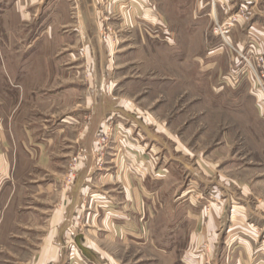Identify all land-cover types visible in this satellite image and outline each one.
<instances>
[{
	"label": "rangeland",
	"instance_id": "1",
	"mask_svg": "<svg viewBox=\"0 0 264 264\" xmlns=\"http://www.w3.org/2000/svg\"><path fill=\"white\" fill-rule=\"evenodd\" d=\"M261 55L264 0H0V125L20 135L0 264H42L52 244L20 218L39 198L26 182L68 193L84 165L112 202L85 195L109 219L87 237L99 264H264ZM71 239L61 263H86Z\"/></svg>",
	"mask_w": 264,
	"mask_h": 264
},
{
	"label": "crops",
	"instance_id": "2",
	"mask_svg": "<svg viewBox=\"0 0 264 264\" xmlns=\"http://www.w3.org/2000/svg\"><path fill=\"white\" fill-rule=\"evenodd\" d=\"M50 3H48L46 6L49 7ZM84 27V25L82 26ZM29 71V68L22 64L19 69H10L8 62L4 65V70H1L3 73L2 75L4 78H25ZM101 121H98L100 124ZM25 129V130H24ZM22 134H27L26 127L22 128ZM15 137V138H14ZM17 139V140H16ZM28 139V138H27ZM20 140V135L18 133L15 134V136L11 137V132L4 131V128L2 125H0V216L1 220L6 224L8 220L14 221L12 217L9 219L10 216H13L14 211H11L13 204H12V196L14 194V191L17 189L18 181L15 177V174H18L17 167L13 165L12 162V155L15 151V142ZM30 141V140H29ZM20 142V141H19ZM17 144V143H16ZM34 151L37 153V156L43 157L45 156L44 149L42 145H35L33 146ZM48 173L50 170H55L54 167H46ZM21 169V168H19ZM95 167H89L85 166L82 168L80 173L77 176V182L75 185H73L72 189L68 193H63L61 191L60 183L58 182L60 179L58 178V181H52L51 183L47 184H41L37 182L28 181L25 184V187H21L25 189L24 191L30 190V187H35V193L39 198H34L36 201H32L29 203L27 201L26 206L23 209L20 210L21 216L20 218L25 215L24 218L27 217V220L32 222L34 221L36 224V227L40 224L43 228L42 233H36L31 234L36 237H45V238H51L53 240L52 244H50L49 248L46 250V257H43L41 260L42 264H50L51 262L53 264H62L60 259L62 260L65 252V248H67V244L70 242L68 239H71L72 241V250L70 253V258L74 255L81 256L80 252L84 256L86 263H84L79 257V261L83 264H99L100 257L99 252L96 249H93L88 243H87V237H91V232H94V237L98 236L103 232V229L101 227H107L106 224L109 223V219L102 216L100 212H98V209L102 210L103 208L109 209V204H111V200L108 196H105L100 194V192L94 188L93 185H90V178L93 175ZM13 192L12 194H10ZM96 194V199L99 205L96 208L97 212L92 216V213H89L91 210L89 208H86V202L87 199L85 198L86 194ZM135 192V191H134ZM132 193V196H127L126 198L129 199L131 202L130 206L135 209V193ZM44 195H47L48 198L45 200L43 197ZM40 198L41 202H40ZM113 198V197H112ZM57 199V201H56ZM50 201V202H49ZM54 201H56V205L53 207L51 205L45 206L44 204L51 203L54 204ZM21 202V201H20ZM22 203V202H21ZM127 204V203H125ZM91 206L93 203L90 204ZM129 206V205H127ZM122 208V207H121ZM127 207L125 206L122 208L121 211H116V217H122L124 218L127 215L124 212V209ZM111 214V213H110ZM109 214V215H110ZM106 216V214H103ZM21 218V219H22ZM83 219L84 225L87 223L86 226H88V229L83 230V228L80 227L79 220ZM134 218V217H133ZM123 221V219L121 220ZM111 222V221H110ZM133 222V221H132ZM3 223V225H4ZM106 223V224H105ZM112 225H115L118 229L117 223L113 222ZM134 225V223H132ZM2 226V225H1ZM99 226V227H98ZM3 227V226H2ZM1 228V227H0ZM30 232L32 231L31 227H29ZM39 228V227H37ZM98 228H101L98 229ZM119 230V229H118ZM120 233H123L124 230L120 229ZM117 232V231H116ZM89 234V235H88ZM97 234V235H96ZM117 234V233H116ZM55 249H57L55 251ZM102 253H105L102 251ZM102 259V257H101ZM50 260V261H49ZM48 261V262H47ZM78 261V260H76ZM78 261V262H79ZM101 263V262H100ZM76 264V262H74Z\"/></svg>",
	"mask_w": 264,
	"mask_h": 264
},
{
	"label": "built area",
	"instance_id": "3",
	"mask_svg": "<svg viewBox=\"0 0 264 264\" xmlns=\"http://www.w3.org/2000/svg\"><path fill=\"white\" fill-rule=\"evenodd\" d=\"M256 61H257V63H258V67L259 68H262V69H264V55H261L259 58H257L256 59ZM259 73V72H258ZM260 78H263L264 79V70H262L261 72H260ZM261 86H262V84H261ZM78 158V157H77ZM74 159V162H77V160L78 159ZM73 170V172H75V169H72ZM74 174V173H73Z\"/></svg>",
	"mask_w": 264,
	"mask_h": 264
}]
</instances>
